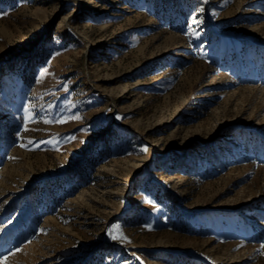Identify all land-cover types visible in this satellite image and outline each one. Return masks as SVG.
Here are the masks:
<instances>
[{
    "label": "rangeland",
    "instance_id": "rangeland-1",
    "mask_svg": "<svg viewBox=\"0 0 264 264\" xmlns=\"http://www.w3.org/2000/svg\"><path fill=\"white\" fill-rule=\"evenodd\" d=\"M262 244L264 0H0L6 264H264Z\"/></svg>",
    "mask_w": 264,
    "mask_h": 264
},
{
    "label": "snow or ice",
    "instance_id": "snow-or-ice-1",
    "mask_svg": "<svg viewBox=\"0 0 264 264\" xmlns=\"http://www.w3.org/2000/svg\"><path fill=\"white\" fill-rule=\"evenodd\" d=\"M198 23H199V21L193 19L191 24L189 25V27H192L193 25H196ZM194 34L198 35V33H195V31H194ZM29 119H30V117H29ZM59 122L63 123V121H59ZM119 228H120V226L118 224H114L111 226V228L109 229V234H110L111 239L116 240V239H122L123 238L122 235H118ZM261 246L264 247V244H262ZM6 260H7V257L0 258V264H6Z\"/></svg>",
    "mask_w": 264,
    "mask_h": 264
}]
</instances>
